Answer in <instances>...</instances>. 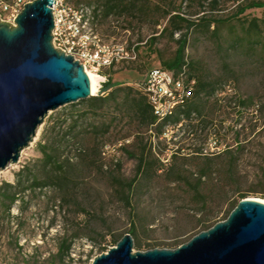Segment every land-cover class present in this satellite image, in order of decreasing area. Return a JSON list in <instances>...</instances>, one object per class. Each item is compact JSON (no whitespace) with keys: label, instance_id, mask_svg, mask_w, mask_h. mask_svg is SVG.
<instances>
[{"label":"rangeland","instance_id":"1","mask_svg":"<svg viewBox=\"0 0 264 264\" xmlns=\"http://www.w3.org/2000/svg\"><path fill=\"white\" fill-rule=\"evenodd\" d=\"M211 1L140 0L149 8L144 17L125 13L105 18L101 9L97 11L101 6L95 0H67L71 6L92 9L90 28L101 45L122 46L135 53V58L130 53L115 55L114 66L96 73L88 69L99 77L92 96L100 94L108 77L113 83L130 86L158 67L161 59L172 57L175 42L168 35L160 36L167 22L161 19L163 10L177 6L190 20L202 15L225 20L243 0H217L216 7ZM242 18L264 20V9L248 10ZM1 20L10 24L2 15ZM260 26L263 31L254 46L239 43L237 38L244 30L226 21L206 31L190 28L182 32L186 34V61L211 87L201 95L199 113L177 126L163 128L161 134L136 122L122 103L123 94L110 99L98 117L87 112L72 130L68 128L76 114L73 110L87 111L82 103L87 99L49 112L33 140L20 152L18 162L0 170V187L42 180L49 169L42 162L38 144L49 141L58 149L59 161H69L72 200L59 208L61 195L54 188L28 189L18 195L8 215L0 205V264H91L132 226L137 232L133 253L174 249L173 242L196 235L197 222L204 213L196 214L191 197L179 184L167 181L161 171L139 175L138 185L127 190L141 154L147 164L157 160L166 167L175 153L209 159L219 156L205 162L212 167L213 173L209 172L205 181L213 194L203 212L221 210V217L228 204L241 196L264 201V22ZM180 34H175L174 40ZM151 37L156 39L151 41ZM60 123L61 130L69 134L65 140L58 133ZM48 127L54 128L47 131ZM101 145L105 147L99 158ZM229 149L231 154L226 153ZM198 164L201 162L189 161L184 174L199 170ZM63 235L75 236L68 257L58 252ZM100 242L106 251L98 250Z\"/></svg>","mask_w":264,"mask_h":264},{"label":"water","instance_id":"2","mask_svg":"<svg viewBox=\"0 0 264 264\" xmlns=\"http://www.w3.org/2000/svg\"><path fill=\"white\" fill-rule=\"evenodd\" d=\"M34 0L0 20V170L18 162L49 112L88 99L83 66L52 45V6ZM91 264H264V203L244 198L228 217L175 249L133 253L124 234Z\"/></svg>","mask_w":264,"mask_h":264},{"label":"trees","instance_id":"3","mask_svg":"<svg viewBox=\"0 0 264 264\" xmlns=\"http://www.w3.org/2000/svg\"><path fill=\"white\" fill-rule=\"evenodd\" d=\"M95 1L98 2V4L101 6H98L97 11L101 9L102 16H104L105 18L109 17L112 14L120 15L125 13H133L134 15L144 17L146 15V12L149 11V8L143 3H140V0ZM211 3V5L216 7L218 1L212 0ZM237 3L238 4L236 5L235 12L227 16L225 20L212 19L204 15L196 18L195 20H190L180 13V7L177 6H172L162 11L161 19L167 20V22L162 29L160 36L168 35L169 39L175 42L176 49L171 58L166 60L161 59L160 65L153 69H161L171 72L174 80H182L183 89L177 90L175 92L178 104L175 106L172 115L167 116L161 121H158L153 112V108L149 101L148 95L144 90L138 88L136 86V83L130 86H122L121 84L113 83L112 79L108 77L101 86L100 94H98L97 96L89 97L86 101H82V103H85L87 105V111L77 113L75 112L76 110H73V113L76 114H73L75 116H71L72 125L69 126L68 130L76 129L81 119L87 116V112L94 117H98L100 114H102V112H104L107 102H109L110 99H115L119 94L124 95L122 103L124 106H127V111L130 112V115L136 120V122L143 127L149 128L150 132L151 130H157L158 134L162 133L163 128L169 126H177L182 120L189 119L194 113H199L201 107V95L202 93L207 94V91L211 86L208 81L195 74L192 63L186 61V34L182 32L185 30L188 31L190 28H197L201 31H206L209 30L211 25L214 24L217 28L219 25L225 24L226 21L229 26H235L236 24H238L244 30V35L237 38V41L239 43L245 42L246 44L251 46L258 44L257 39L260 38L261 32L263 31L260 25L264 22V20L252 18L249 21H245V19H243L242 17L243 14L248 10L264 9V0H243L238 1ZM150 11L153 12L154 10L152 9ZM157 23L158 21L154 22V24L158 25ZM177 33L181 34L177 40H174V35ZM155 39L156 37H151L150 40L153 41ZM133 56L135 58L134 52ZM112 66H114V63L110 67ZM151 70H149L148 72H150ZM144 76H142V78ZM72 107L74 109L75 104ZM64 121H62V123ZM53 128L54 127H48L46 130H52ZM59 129L60 130L58 131V133L61 134V139L65 140V138L69 135L67 134L68 132H63L61 130V123L59 124ZM38 147L39 152L42 155V162L49 170H47L42 180L31 179L30 181L27 177L26 182L30 181L27 186H23L21 181L18 186H12L6 183L3 187H0V205L4 208L7 215L9 213L10 207L18 200V195L20 193L26 192L28 189L36 191L42 190L44 188H54L61 195L59 204H57L59 208H62L67 201L72 200V194L69 186V161H59L58 149L54 146V143H50L49 141H45L44 143L40 142L38 144ZM104 147L105 146L102 145L100 148L98 147L97 153L99 158L103 156L102 150ZM227 151V154L232 153L230 149ZM142 155L143 154H141L140 158L138 159L135 177L131 179L126 186L127 190H133L136 185H138L137 183L139 175L143 174L148 176L150 172L157 173L161 171L163 175H166L168 177L167 181H169L170 183L172 182L179 184L181 188L184 189V192L191 197L195 207L193 208V211L196 214L204 213L197 222L199 232L205 231L217 222L225 220L230 212L236 207L238 202L245 198L244 196H241L240 200L229 203L228 208L223 212L221 217V210L203 212L206 210L209 195L210 193H212V190H207L206 186L208 183L205 180L209 177V172L211 174L213 173L212 167L205 162H213L214 159H218L219 156H213L211 159H209L199 155L180 157L175 153L172 155L173 161L166 167L157 160L152 164H147L143 160ZM194 160L196 162H201V164H198L199 170L185 175L183 170L184 167L188 165L189 161ZM22 174L23 171H21L20 175ZM226 201L228 202L229 199L227 198ZM127 233L132 237L133 240L137 238V232L134 226H132V228L129 229ZM73 237L67 238L65 235L61 237V244L58 251L60 253V256L68 257L70 255ZM188 240L173 242L172 246L175 249ZM102 241H104V238H102ZM118 241L113 240L112 246H115ZM102 244L103 243L101 242L99 243L98 250H100V252L106 251V249L101 247Z\"/></svg>","mask_w":264,"mask_h":264},{"label":"built area","instance_id":"4","mask_svg":"<svg viewBox=\"0 0 264 264\" xmlns=\"http://www.w3.org/2000/svg\"><path fill=\"white\" fill-rule=\"evenodd\" d=\"M32 1L34 0L0 1V20L2 15L6 22L13 24L23 6ZM51 10L54 23L53 47L78 61L85 72L89 69L96 73L101 68L110 67L117 60L115 55L121 54L123 57L130 53V57H134L133 50L128 53L122 46L110 48L99 43L90 28V22L94 18L92 9L71 6L67 0H56ZM136 86L147 93L158 121L172 115L178 104L175 92L183 89L181 79L174 80L171 72L161 69L148 72L136 82Z\"/></svg>","mask_w":264,"mask_h":264},{"label":"bare ground","instance_id":"5","mask_svg":"<svg viewBox=\"0 0 264 264\" xmlns=\"http://www.w3.org/2000/svg\"><path fill=\"white\" fill-rule=\"evenodd\" d=\"M87 76L89 78L90 81V89H91V95L94 94L96 92V80L99 78L98 76L94 75L91 73V71L86 70ZM98 75V74H97ZM258 202H262L264 203V201L260 200V199H252Z\"/></svg>","mask_w":264,"mask_h":264}]
</instances>
